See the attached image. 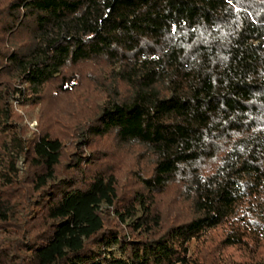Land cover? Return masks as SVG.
<instances>
[{"label":"trees","instance_id":"1","mask_svg":"<svg viewBox=\"0 0 264 264\" xmlns=\"http://www.w3.org/2000/svg\"><path fill=\"white\" fill-rule=\"evenodd\" d=\"M0 264H264V0H0Z\"/></svg>","mask_w":264,"mask_h":264},{"label":"rangeland","instance_id":"2","mask_svg":"<svg viewBox=\"0 0 264 264\" xmlns=\"http://www.w3.org/2000/svg\"><path fill=\"white\" fill-rule=\"evenodd\" d=\"M9 99L12 103V108L21 115L19 124H23L26 133L31 134V131L37 128V105H31L28 100L19 101L14 97H9ZM16 163L20 165V159Z\"/></svg>","mask_w":264,"mask_h":264}]
</instances>
